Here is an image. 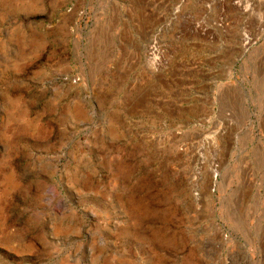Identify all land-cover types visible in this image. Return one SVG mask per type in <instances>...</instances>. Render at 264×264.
I'll list each match as a JSON object with an SVG mask.
<instances>
[{"label":"rangeland","instance_id":"1","mask_svg":"<svg viewBox=\"0 0 264 264\" xmlns=\"http://www.w3.org/2000/svg\"><path fill=\"white\" fill-rule=\"evenodd\" d=\"M0 264H264V0H0Z\"/></svg>","mask_w":264,"mask_h":264},{"label":"bare ground","instance_id":"2","mask_svg":"<svg viewBox=\"0 0 264 264\" xmlns=\"http://www.w3.org/2000/svg\"><path fill=\"white\" fill-rule=\"evenodd\" d=\"M246 43V42H245ZM149 52V51H148ZM151 52V51H150ZM153 52V51H152Z\"/></svg>","mask_w":264,"mask_h":264}]
</instances>
